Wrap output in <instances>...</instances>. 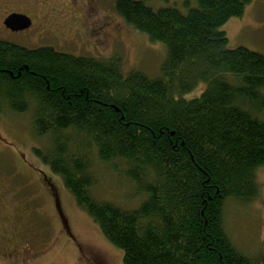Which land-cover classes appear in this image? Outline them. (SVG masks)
Segmentation results:
<instances>
[{
	"label": "trees",
	"instance_id": "1",
	"mask_svg": "<svg viewBox=\"0 0 264 264\" xmlns=\"http://www.w3.org/2000/svg\"><path fill=\"white\" fill-rule=\"evenodd\" d=\"M115 0L128 27L165 46L161 75L122 76L119 60L0 40V114L29 113L34 153L57 175L123 264H264L227 233V201L260 195L264 56L227 48L220 27L252 0H183L154 9ZM199 82V97L191 92ZM174 83V84H173ZM142 201L122 209L93 195L95 162Z\"/></svg>",
	"mask_w": 264,
	"mask_h": 264
},
{
	"label": "rangeland",
	"instance_id": "2",
	"mask_svg": "<svg viewBox=\"0 0 264 264\" xmlns=\"http://www.w3.org/2000/svg\"><path fill=\"white\" fill-rule=\"evenodd\" d=\"M44 1H51L55 5L54 9L58 10L56 14H65L63 17H54L53 25L66 29L79 26L82 34L85 22L78 19L79 14H91V20L95 22L102 16L110 17L108 20L112 26L101 31L94 28L96 30L93 34L98 39L106 38V43L99 48L100 54L88 50L87 39L61 44L54 37L39 34L35 30L10 33L1 29L0 40L30 49L50 47L73 56L118 59L122 76L126 77L129 72L137 70L151 78L162 77L172 85L170 77L161 75V66L166 60L165 46L159 42H151L148 36L124 24L114 11L115 0H96L93 8L87 12L84 10L88 7V0H80L75 5L70 1L75 3L76 0ZM35 2L36 0H0V14L12 9L28 11L25 14L32 15L37 27L49 16H54L49 14L54 9L47 12L41 10L43 13L39 17V14L34 13L39 10ZM182 3L183 0H148L146 4L154 9L175 7L185 12ZM73 14L77 20H72ZM116 21L127 31L121 29L115 32L113 24ZM219 29L226 35L228 49L242 47L264 56V0H252L245 6L240 17L229 18ZM204 89L205 83L199 82L191 92L175 95L184 99L196 98L202 95ZM259 118L264 122V112ZM33 130L29 113L0 114V193L23 207L24 211L21 212L26 217L17 226L18 241L25 244L23 250H18L19 254L36 253L27 264H86L83 260L85 254L99 260L104 259L109 264H123L122 252L104 239L96 224L76 205L74 197L64 188L61 179L51 173L48 166L35 155V149L46 151L49 142L47 137L35 136ZM94 162V170L99 176L96 188L92 190L95 198L109 201L122 209H131L142 201L141 197H131L129 185L109 174L96 160ZM257 181L260 184V196L256 200L249 204L229 200L224 210L229 237L238 249L251 257L264 254V168L258 172ZM9 228L2 225L0 231H7ZM0 234L4 235L3 232ZM0 264L6 263L0 260Z\"/></svg>",
	"mask_w": 264,
	"mask_h": 264
},
{
	"label": "flooded vegetation",
	"instance_id": "3",
	"mask_svg": "<svg viewBox=\"0 0 264 264\" xmlns=\"http://www.w3.org/2000/svg\"><path fill=\"white\" fill-rule=\"evenodd\" d=\"M78 1L80 0H76L75 3H73L72 1L70 2L71 4L75 5V4H78ZM35 3L39 10L35 11L34 13L39 14L38 15L39 17H41V13H43L42 12L43 10H46L45 12H47L48 10L54 9V6H55L54 4H52L51 1L49 2V1H44V0H36ZM95 3H96V0H88L87 2L88 7L84 11L87 12L90 9H92ZM57 11L58 10L56 9H54L53 11H49V14H53L54 16H49V18H46L45 20H43L42 23L38 24L36 27L35 23L33 22L34 20H32V15L30 16L29 14H25L28 11H18L15 9H12L10 11L4 10L0 14V30L4 29L6 30V32H10V33L22 32L26 30H29V31L35 30L39 34L45 33L48 36L54 37L58 42H61V44L63 42L64 43L77 42L78 40H82L84 38V39L89 40V43H87L88 50L91 52H94V53L97 52L98 54H100L99 48L100 46H102L103 43H106V38L100 37V39H98L97 38L98 36L93 33L96 29H98V31H101V29L103 30L105 28H109V25L112 26L111 22H109L108 20L110 17L102 16L98 18L95 22L94 20L93 21L91 20L92 19L91 14H85V13L79 14L78 19L79 20L83 19L85 22L84 30H83L84 34H82V32H79L80 30L79 26H75L74 28L70 27L71 29L70 28L66 29V28H60L59 26L53 25L52 22H53L54 17H57V16L63 17L65 15V14H56ZM12 14L25 16L26 18L30 20V26L27 29L16 31V32H13L12 30L7 29L6 26L4 25V21L9 15H12ZM72 20L73 21L77 20L74 14L72 15ZM62 26L64 27L65 25H62ZM65 27H68V26H65ZM113 28L115 32H118L121 29H125L127 31V29L124 26L122 28V24L117 21L113 24ZM114 40H117V39L114 38ZM23 209H24L23 207L22 208L21 206L19 207V205H17L16 202L13 201L11 198H6L3 196V193H0V226L4 225V226L10 227L7 231H5V229H1L3 231H0L4 233V235L0 234V245H3L0 248V260L6 264H27L36 255V253L30 255V254H27L26 252L20 253V254L18 252V250L21 251L25 247V244L22 243L23 241L22 242L18 241L19 239L18 230L19 229L17 227L26 218L25 215L21 212V210ZM23 255L24 257H22ZM83 260L86 264H109L108 262H105L104 259L99 260L96 257L89 255V254H85L83 257Z\"/></svg>",
	"mask_w": 264,
	"mask_h": 264
},
{
	"label": "water",
	"instance_id": "4",
	"mask_svg": "<svg viewBox=\"0 0 264 264\" xmlns=\"http://www.w3.org/2000/svg\"><path fill=\"white\" fill-rule=\"evenodd\" d=\"M4 25L7 29L16 32L27 29L30 26V20L25 16L12 14L6 18Z\"/></svg>",
	"mask_w": 264,
	"mask_h": 264
}]
</instances>
